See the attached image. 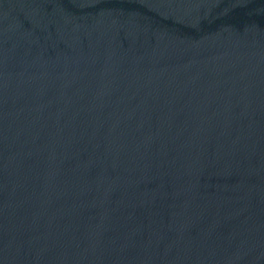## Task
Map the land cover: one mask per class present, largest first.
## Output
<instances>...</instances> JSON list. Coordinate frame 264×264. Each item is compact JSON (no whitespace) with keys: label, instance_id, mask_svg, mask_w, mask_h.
Segmentation results:
<instances>
[{"label":"water","instance_id":"obj_1","mask_svg":"<svg viewBox=\"0 0 264 264\" xmlns=\"http://www.w3.org/2000/svg\"><path fill=\"white\" fill-rule=\"evenodd\" d=\"M0 264H264V0H0Z\"/></svg>","mask_w":264,"mask_h":264}]
</instances>
